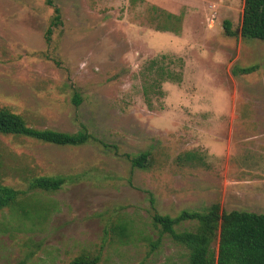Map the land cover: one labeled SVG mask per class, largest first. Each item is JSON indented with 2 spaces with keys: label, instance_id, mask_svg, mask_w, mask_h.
<instances>
[{
  "label": "rangeland",
  "instance_id": "374dc122",
  "mask_svg": "<svg viewBox=\"0 0 264 264\" xmlns=\"http://www.w3.org/2000/svg\"><path fill=\"white\" fill-rule=\"evenodd\" d=\"M50 1L0 0V110L35 129L86 130L92 139L60 147L0 135V184L20 193L0 210V264H70L81 255L99 264H186L188 250L154 215L207 213L214 204L264 215V202L226 198L223 168L203 151L205 127L226 142L231 111L243 118L236 128L244 122L247 135H264V42L241 36L245 1ZM250 137L241 143L246 164L264 174V138ZM144 153L148 167L134 168L131 158ZM41 177L66 182L31 190Z\"/></svg>",
  "mask_w": 264,
  "mask_h": 264
},
{
  "label": "trees",
  "instance_id": "16d2710c",
  "mask_svg": "<svg viewBox=\"0 0 264 264\" xmlns=\"http://www.w3.org/2000/svg\"><path fill=\"white\" fill-rule=\"evenodd\" d=\"M241 36L244 39H253L264 42V0H244ZM50 6L53 3L48 0ZM54 26L61 24L59 8L54 10ZM168 20L181 22L182 18L175 14H167ZM165 32L179 34V30H171L164 27ZM225 34L236 37L237 32L232 30L230 21L224 22ZM52 29L46 34V40L50 42ZM156 68V62L152 63ZM255 67L243 68L239 72L243 75L255 71ZM162 74L163 69H160ZM165 78H160L164 80ZM182 77H179V81ZM74 102L77 106L82 103V98L76 96ZM0 135L23 136L35 139L39 142L65 147H78L88 144L92 136L81 130L75 134L58 132L53 130H39L29 127L25 120L8 110H0ZM149 153L131 158L134 168L146 169L148 167ZM62 177H41L34 179L30 184L31 190H43L54 192L65 184ZM19 192L13 188L0 184V210L12 207L19 196ZM184 221H197L195 231L178 233L175 226ZM155 225L160 226L164 233L169 234L178 244L189 252L186 264H264V215L248 212L222 211L220 204H214L207 213L183 212L177 218L156 214L153 216ZM218 241V248L213 245ZM99 257L81 255L70 264H99Z\"/></svg>",
  "mask_w": 264,
  "mask_h": 264
},
{
  "label": "crops",
  "instance_id": "0c3cea01",
  "mask_svg": "<svg viewBox=\"0 0 264 264\" xmlns=\"http://www.w3.org/2000/svg\"><path fill=\"white\" fill-rule=\"evenodd\" d=\"M229 115L232 126L228 131L226 142L220 143L219 137L215 135L211 136L210 139V135L206 132L207 127H205L204 138H206V142L203 144V151L211 156L214 161H218L220 167L223 168L225 177L221 179L220 187L225 192L226 198H250L256 202H264V195L262 193H255L264 190V174L249 169V165L247 166L245 156L241 149V143L247 140L248 136H252L250 138L253 140H259L264 138V135H247L244 122L240 124L239 128L235 127V123L243 119L242 116L236 111H231ZM211 118L214 120L204 122V126H211L214 123L216 117ZM234 138H244V140L235 144ZM252 174L256 175L251 176Z\"/></svg>",
  "mask_w": 264,
  "mask_h": 264
}]
</instances>
